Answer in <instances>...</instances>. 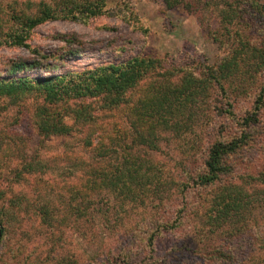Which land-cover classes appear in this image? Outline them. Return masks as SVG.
<instances>
[{"label":"trees","instance_id":"16d2710c","mask_svg":"<svg viewBox=\"0 0 264 264\" xmlns=\"http://www.w3.org/2000/svg\"><path fill=\"white\" fill-rule=\"evenodd\" d=\"M108 1L41 2L36 14L14 17L22 33L16 31L8 35L5 43L30 49L27 41L36 27L58 19L104 15ZM202 1L163 0L167 8L181 7L196 15L200 25L209 31L220 50L213 65L204 62L193 70L174 64L166 69L161 67L158 58L137 55L122 63L57 73L55 69L59 66L34 59L14 62L6 75H0V97L19 101L29 94L42 95L43 103L37 107L33 118L42 139L70 136L77 127L84 128V146L97 162L110 164L109 170L96 167L84 182L69 190L66 197L51 199V193H39L34 199L25 194L11 198L8 208L13 221L32 204L41 224L52 232L69 226L74 217L89 222L95 213L93 198L104 190L129 198L158 186L161 179L154 174L152 159L146 154L158 151L169 136L181 140L194 135L199 126L207 123L205 127L215 139L207 149L203 169L188 171L187 183L181 184L187 192L183 193V199L191 196V189L198 191L199 187H205L211 192L204 199L197 197V203L191 201L170 211L156 206V211L148 218L147 229L151 230L144 234L150 238V244L155 245L163 234L185 227L193 214L199 220V228L195 225L193 235L203 245L199 250H204L201 256L208 261L206 264H236L238 254L235 256L228 245L236 247L238 243L255 239L264 246V227L254 218V211L264 208V170L237 173L236 167L246 150L264 153L262 147H256L264 140V0H212L207 5ZM208 10L214 16L207 22L204 14ZM255 15L261 18V26L253 19ZM239 24L240 32L232 33L233 27ZM74 53L78 52L70 54ZM60 59L65 63L64 57ZM248 98H254L253 106L238 118L237 105ZM99 104L97 109L94 105ZM220 119L237 121V133L231 139L224 138L222 125L220 130L212 127L211 122ZM126 140L130 141V152L124 161L112 162L117 158L113 157L117 155L115 146ZM1 141L5 140L1 138ZM19 159L22 160L21 170L15 173L13 185H22L28 181L27 176L46 169L40 159ZM4 196L5 193L0 192V198ZM160 204L165 206L166 203L160 200ZM162 210L165 215L160 213ZM0 223H3L1 218ZM216 241L223 244H216L210 250L209 243ZM182 250L189 249L177 248L178 253ZM120 258V255H110L106 260L94 259L90 264H125Z\"/></svg>","mask_w":264,"mask_h":264},{"label":"rangeland","instance_id":"374dc122","mask_svg":"<svg viewBox=\"0 0 264 264\" xmlns=\"http://www.w3.org/2000/svg\"><path fill=\"white\" fill-rule=\"evenodd\" d=\"M211 1L202 2L207 5ZM41 2L52 3V0H0V43L3 42L0 45V75H6L10 65L21 60L40 59L59 66L55 72L65 73L122 63L137 55L158 58L161 67L166 69L177 64L196 70L200 63L215 64L220 54L219 45L200 25L196 15L181 7L167 8L163 0H109L104 15L78 20L58 19L36 27L27 41L30 49L6 44L8 35L16 31L22 33L14 17L36 14ZM204 15L207 22L213 20L211 10ZM253 19L261 26L259 16ZM240 29L241 24L235 25L232 33ZM73 51L78 53L70 54ZM60 57H64L65 63ZM262 81L264 83V74ZM253 101L254 98H248L237 105L238 118L251 110ZM42 103L43 97L38 93L19 101L0 97V192L5 193L0 198V218L3 219L0 223V264H90L94 259L103 261L110 255H120L125 264L208 262L201 256L204 250H199L203 245L193 235L195 225L199 228V220L193 214L185 227L163 234L155 245L150 244V238L144 234L151 230L147 229L150 226L148 218L156 211V206L170 211L191 201L197 203V197L204 199L211 192L210 188L199 187L198 191L191 189V196L183 199L182 195L187 192L181 184L187 183L189 172L203 169L207 149L215 139L205 127L207 123L199 126L194 135L181 140L169 136L158 151L146 154L152 159L154 174L161 179L158 186L129 198L104 190L93 198L95 213L89 222L74 217L69 226L52 232L41 224L32 204L13 221L8 208L11 198L25 194L34 199L39 193H51V199L67 196L68 191L84 182L96 167L110 169L107 161L97 162L84 146V128L77 127L70 136L42 139L33 123L34 113ZM94 106L98 109L100 104ZM262 118L264 122V111ZM67 122L72 124L71 120ZM212 122V127L219 130L222 125L225 139L237 133L235 120ZM129 145L128 140L117 144V155L113 154L117 158L112 162L124 161L130 152ZM256 147L264 149V140ZM21 157L40 159L46 169L36 172L35 176H27L28 181L22 185H13L15 173L21 170ZM236 167L237 173H259L264 170V153L246 150ZM160 200H164L165 206ZM160 213L164 214V210ZM254 218L264 227V208H257ZM222 242L209 243L210 250ZM180 247L189 250L178 253ZM228 248L235 256L238 254L236 264H264V246L255 239L238 243L236 247L228 245Z\"/></svg>","mask_w":264,"mask_h":264},{"label":"water","instance_id":"95a60500","mask_svg":"<svg viewBox=\"0 0 264 264\" xmlns=\"http://www.w3.org/2000/svg\"><path fill=\"white\" fill-rule=\"evenodd\" d=\"M0 237H1V231H0Z\"/></svg>","mask_w":264,"mask_h":264}]
</instances>
